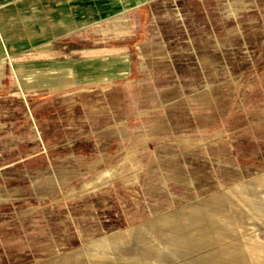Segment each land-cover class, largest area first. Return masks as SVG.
Here are the masks:
<instances>
[{
	"label": "rangeland",
	"instance_id": "obj_1",
	"mask_svg": "<svg viewBox=\"0 0 264 264\" xmlns=\"http://www.w3.org/2000/svg\"><path fill=\"white\" fill-rule=\"evenodd\" d=\"M152 12L145 6L74 38L95 54H130L126 78L39 91L30 107L13 78L1 80L0 264L81 263L82 252L103 248L94 242L131 224L206 208L217 196L225 205L237 189L261 227L235 228L234 264H264V204L241 190L264 178V62L252 51V66L195 91L168 60L177 54L169 49L198 39V18L187 13L185 35ZM112 167L116 175L85 187Z\"/></svg>",
	"mask_w": 264,
	"mask_h": 264
},
{
	"label": "crops",
	"instance_id": "obj_2",
	"mask_svg": "<svg viewBox=\"0 0 264 264\" xmlns=\"http://www.w3.org/2000/svg\"><path fill=\"white\" fill-rule=\"evenodd\" d=\"M261 4L264 0H253L252 4L251 0H0V82L13 78L20 90L16 97L30 107L29 101L39 91L107 84L128 77L134 63L130 54H95L85 42L80 45L74 38L149 6L153 20H176L185 35H189L187 24L183 23L187 13L198 18V39L186 38V44L169 49L177 54H170L168 60L182 83L194 85L196 91L198 84L221 83L232 77L231 71L236 67L252 66V51L259 53V61L264 62V55L260 57L264 52ZM251 5L255 14L251 13ZM259 63L254 66L261 67ZM181 146L188 148L192 143L184 141ZM263 179L241 188L262 204ZM238 191L226 195L225 205L221 202L224 198L217 196L204 205L206 208H198L197 203L177 214L140 220L115 232L104 243L94 242L103 248L95 253L82 252L84 260L76 263L234 264L231 244L235 242V228L253 227L252 220L261 227V222L252 218L235 197ZM236 205L242 218H238ZM215 227L218 235L210 233ZM223 227L227 230L222 231ZM244 241L247 240L243 238V245ZM206 245L213 252L198 251Z\"/></svg>",
	"mask_w": 264,
	"mask_h": 264
},
{
	"label": "bare ground",
	"instance_id": "obj_3",
	"mask_svg": "<svg viewBox=\"0 0 264 264\" xmlns=\"http://www.w3.org/2000/svg\"><path fill=\"white\" fill-rule=\"evenodd\" d=\"M185 144H186V143H185ZM132 156H133V155H132ZM129 158H130V155H129L128 157H126V159H125L124 161H122V164H123L125 161L129 160ZM129 162H130V161H129ZM118 165H120V164H118ZM116 167H117V166H116ZM119 168H120V167H119ZM119 172H121V170H119ZM114 175H116V174H115V168H114V167L109 168V169H107V170L101 172V173L98 174L97 176H95V177L93 178L92 181L87 182L86 185H85V187H87V186H91V185H94V184H97V183H99V182L106 181V180H108L110 177H112V176H114Z\"/></svg>",
	"mask_w": 264,
	"mask_h": 264
}]
</instances>
